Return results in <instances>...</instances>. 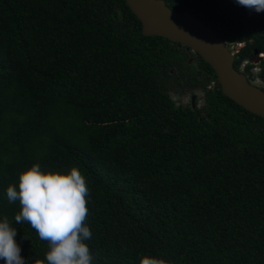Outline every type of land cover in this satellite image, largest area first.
I'll return each instance as SVG.
<instances>
[{
    "label": "trees",
    "instance_id": "obj_1",
    "mask_svg": "<svg viewBox=\"0 0 264 264\" xmlns=\"http://www.w3.org/2000/svg\"><path fill=\"white\" fill-rule=\"evenodd\" d=\"M164 1L243 44L234 66L264 89V12ZM197 88L201 108L170 93ZM34 164L85 177L92 264H264V118L188 47L143 35L126 0H0V221L26 264L48 245L6 189Z\"/></svg>",
    "mask_w": 264,
    "mask_h": 264
},
{
    "label": "clouds",
    "instance_id": "obj_2",
    "mask_svg": "<svg viewBox=\"0 0 264 264\" xmlns=\"http://www.w3.org/2000/svg\"><path fill=\"white\" fill-rule=\"evenodd\" d=\"M250 11L264 12V0H235ZM89 189L85 177L72 167L67 174L43 172L34 164L19 174L18 187L9 185V203L19 202L16 223L27 222L39 238L47 242L44 260L34 264H92L93 256L85 241L92 232L86 226ZM17 230L7 219L0 221V259L5 264H26L16 243ZM139 264H167L164 259L143 256Z\"/></svg>",
    "mask_w": 264,
    "mask_h": 264
},
{
    "label": "water",
    "instance_id": "obj_3",
    "mask_svg": "<svg viewBox=\"0 0 264 264\" xmlns=\"http://www.w3.org/2000/svg\"><path fill=\"white\" fill-rule=\"evenodd\" d=\"M131 11L142 23L145 36H160L188 47L209 64L216 73L217 86L225 96L247 111L264 118V89L243 72L235 68L232 47H229L208 24L190 11L178 12L164 0H126ZM263 58L254 51L251 62L255 65ZM191 62V61H190ZM195 95L191 97L192 107Z\"/></svg>",
    "mask_w": 264,
    "mask_h": 264
},
{
    "label": "rangeland",
    "instance_id": "obj_4",
    "mask_svg": "<svg viewBox=\"0 0 264 264\" xmlns=\"http://www.w3.org/2000/svg\"><path fill=\"white\" fill-rule=\"evenodd\" d=\"M239 49H240V46L232 47V51L234 53L238 52ZM194 60H195V57L192 56L191 62L193 63ZM243 67H244V64L242 66V69H243ZM258 72H259L258 68L253 69V73L256 74ZM253 82L260 85V86H263L262 82L258 78H255V80ZM170 93H171L173 100L179 101L180 103H182L184 105L191 103L192 95H195L194 104H196L198 108H201L204 105V91H202L200 88H197L194 90L189 89L186 92H180V91L178 92L176 90H172ZM179 93H181V94H179Z\"/></svg>",
    "mask_w": 264,
    "mask_h": 264
}]
</instances>
